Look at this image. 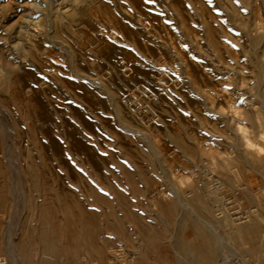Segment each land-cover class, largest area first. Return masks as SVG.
<instances>
[{"label": "rangeland", "instance_id": "374dc122", "mask_svg": "<svg viewBox=\"0 0 264 264\" xmlns=\"http://www.w3.org/2000/svg\"><path fill=\"white\" fill-rule=\"evenodd\" d=\"M23 15L34 23L18 27L44 31L15 49ZM263 36L264 0L0 2V264H264ZM48 46L47 71L35 57ZM144 89L159 99L143 116L131 102ZM64 103L85 123L53 134L77 133L99 173L76 142L59 160L35 151ZM64 190L96 212L98 251L65 218Z\"/></svg>", "mask_w": 264, "mask_h": 264}, {"label": "bare ground", "instance_id": "6f19581e", "mask_svg": "<svg viewBox=\"0 0 264 264\" xmlns=\"http://www.w3.org/2000/svg\"><path fill=\"white\" fill-rule=\"evenodd\" d=\"M12 1H14V0H12ZM49 1V0H48ZM11 2V1H10ZM15 4V3H14ZM13 5V4H12ZM65 8V7H64ZM19 12V11H18ZM59 13V12H58ZM28 14V13H27ZM18 15V14H17ZM24 16V15H23ZM26 16V15H25ZM51 16V15H50ZM30 18V17H29ZM232 18V17H231ZM32 20V19H31ZM229 20V19H228ZM234 20V19H233ZM34 23V22H33ZM24 26V25H23ZM28 26H30V25H28ZM238 27V26H237ZM35 35V34H34ZM47 36V35H46ZM264 37V36H263ZM50 39V38H49ZM51 41V40H50ZM32 42H34V41H32ZM52 44V43H51ZM33 46V45H32ZM34 50V49H33ZM36 51V50H35ZM38 51V50H37ZM55 54L51 51V49H50V46H48V47H45L44 49H41L40 48V51H39V53L36 55V57H35V60H36V63H37V65H38V67H39V69H41V68H45V66H47L46 64H47V62L50 60V58L51 57H55L54 56ZM49 57V58H48ZM48 59V60H47ZM50 62V61H49ZM48 62V63H49ZM59 62H60V60H59ZM53 63H55V62H53ZM57 63V62H56ZM63 63V62H62ZM75 64V63H74ZM50 65L53 67V65L51 64V62H50ZM56 65V64H55ZM72 65V64H71ZM49 66V65H48ZM58 66H59V64H58ZM43 68V69H44ZM50 68V67H49ZM53 68H55V67H53ZM57 68V67H56ZM35 69H36V67H35ZM47 71H48V68H45ZM52 69V68H51ZM75 69V68H74ZM42 70V69H41ZM54 70V69H53ZM58 70V69H57ZM36 71V70H35ZM39 72V71H38ZM45 72V71H44ZM54 72V71H53ZM56 72V71H55ZM75 72H76V70H75ZM75 72H73V73H75ZM47 74H50V73H48V72H46ZM69 73V72H68ZM78 73V72H77ZM42 74H44V73H42ZM76 74V73H75ZM38 75V74H37ZM45 75V74H44ZM51 75H52V73H51ZM45 77H47V75H45ZM48 78V77H47ZM58 78H60V77H58ZM44 80V79H43ZM42 80V81H43ZM93 80H95V79H93ZM35 81H37V80H35ZM39 81L40 80H38V86L40 85V83H39ZM55 81V80H54ZM97 83H100V81H97V80H95ZM34 83V82H33ZM49 85V84H48ZM37 87V86H36ZM53 88V87H52ZM51 88V89H52ZM41 90V89H40ZM55 90V89H54ZM39 91V90H38ZM58 91V90H57ZM43 92V91H42ZM59 92V91H58ZM37 93V92H36ZM41 93V92H40ZM43 94V96L45 97V95L47 94V92H43L42 93ZM40 97H42V95H40ZM67 103V102H66ZM61 104V103H60ZM59 106V105H58ZM57 105H56V107L57 108H54V110L51 112V111H49V114H47L46 116H45V119L43 120V121H40V123H41V125L42 126H40L39 128H40V130L42 131V130H45V131H43L46 135H47V139L44 141V142H42V143H44V144H42V143H40V144H42V146L40 145V144H38L36 147H35V151H37V152H48V154L49 155H52L53 157H55L56 158V160H59V158H61V157H63V156H67L68 154H69V149H68V147H66V145H63V143L61 142L62 140H66V141H72V142H76V143H73V146H75V148H76V151L78 152V155H80V157H82L83 159L85 158V160L86 161H88L89 162V164L92 166V169H93V171L94 172H98L99 173V170L95 167V164H94V162L93 161H91L90 159H89V155L88 156H85L87 153H86V150H88V149H86L87 148V146L86 145H84V144H82V143H80L79 142V139H78V135H77V133H73V132H71V133H69V131H68V133H65V132H67V130L64 132V134H63V136H56L55 134H53V132H54V129L55 128H58L57 130H61V128L62 129H64V127H65V125L66 124H68V122H69V117H70V115L72 116H76V117H78L79 118V120L82 122V119H83V122L85 123V121H84V117H83V115H82V113H81V111L80 110H78L76 107H74L73 105H68V104H63V105H61V107H58ZM65 113V117H63V118H59V119H56V114L57 115H59L60 113ZM235 115L236 114H234L233 115V118L235 117ZM73 119V118H72ZM42 120V119H41ZM78 122V121H77ZM79 123V122H78ZM61 126V127H60ZM239 128H240V133L242 134V136H243V138H244V140L246 141V143H247V145L249 146V147H256V149L258 148L259 149V151L260 152H263V150H262V147L260 146V144H259V142L258 141H252L251 139H250V137H249V135L247 134V128L245 127V126H243V125H239ZM15 132V131H14ZM40 135V134H39ZM264 137V136H263ZM41 138H43V137H41ZM40 139V138H39ZM43 139H45V138H43ZM34 141V140H33ZM30 143V142H29ZM31 150L32 151V149H31V147H28V149L27 150ZM150 150V149H149ZM5 152V151H4ZM42 152V154H44ZM35 154V153H34ZM75 155V154H74ZM24 156V155H23ZM84 156V157H83ZM43 158V157H42ZM44 158H45V156H44ZM54 158V159H55ZM49 159V158H48ZM31 160V159H30ZM45 161V160H44ZM33 162V161H32ZM46 162V161H45ZM47 163V162H46ZM61 163V165H62V163H64L63 161H59V164ZM28 164V163H27ZM37 165V164H36ZM48 165H49V163H48ZM47 165V166H48ZM51 165V164H50ZM38 166V165H37ZM32 173V172H31ZM50 173V172H49ZM35 174V173H34ZM100 177V176H99ZM167 177V176H166ZM50 179V178H49ZM102 181V180H101ZM100 181V182H101ZM103 184V183H102ZM68 185V184H67ZM4 186V185H3ZM2 186V187H3ZM7 186V185H6ZM172 186V185H171ZM2 187H1V189H2ZM104 188V187H103ZM158 188V187H157ZM161 189H163V188H161ZM177 189H179V188H177ZM155 190V189H154ZM4 191V190H3ZM171 191H172V188H171ZM153 192V191H152ZM95 193H96V191H95ZM56 194V196L57 197H64V196H66L67 194H66V191L64 190V191H58L57 193H55ZM93 194V193H92ZM97 194V199L98 200H100L99 202L101 203V201H105V197H103V196H100V194H98V193H96ZM3 196H4V194H3V192H2V190H0V202L2 203L4 200H3ZM8 196V195H7ZM67 196H69V195H67ZM66 196V197H67ZM14 197V196H13ZM145 197V196H144ZM7 199V198H6ZM64 199H65V201L63 202V207L65 208V215H66V217L65 218H69V220L70 219H76V216L79 218V221L78 222H80V224L82 225V227H83V230L85 231V232H88V235L90 236V248H91V250L92 251H98V249L100 248V245L97 243V241H96V232L94 233V231L93 232H89V229H88V227H89V220L93 217V218H96L97 217V215H96V212H91V213H88L89 211H87V210H85V209H81V208H78L77 206H75L69 199H67V198H65L64 197ZM151 199V198H150ZM149 199V200H150ZM179 199H181V198H179ZM63 200V199H62ZM153 200V199H152ZM112 201V200H111ZM181 202V201H180ZM145 208V207H144ZM28 210V209H27ZM138 213V212H137ZM123 217V216H122ZM92 218V219H93ZM73 221V220H72ZM95 221V220H94ZM93 220H92V222H94ZM121 221V220H120ZM73 222H75V221H73ZM76 223V222H75ZM86 234V233H85ZM89 239V238H88ZM122 241V240H121ZM87 242V241H86ZM86 244V243H85ZM127 245V244H126ZM102 247V246H101ZM128 247V246H127ZM102 249V248H101ZM112 250V249H111ZM84 251V250H83ZM102 251V250H101ZM104 251V250H103ZM108 251V250H107ZM49 254V253H48ZM75 254V253H74ZM99 256V255H98ZM107 257V256H106ZM208 258V257H207ZM221 258H222V256H221ZM100 259V258H99ZM209 259V258H208ZM215 259V258H214ZM80 260V259H79ZM85 260V259H84ZM205 261V260H204ZM210 261V260H209ZM213 261V260H212ZM225 261V263H223V264H246V262L245 261H243L241 258H239V257H233V256H229L226 260H224ZM111 262V261H110ZM208 263V262H207Z\"/></svg>", "mask_w": 264, "mask_h": 264}, {"label": "clouds", "instance_id": "9594fccd", "mask_svg": "<svg viewBox=\"0 0 264 264\" xmlns=\"http://www.w3.org/2000/svg\"><path fill=\"white\" fill-rule=\"evenodd\" d=\"M64 2L65 3H69L70 2L74 6L79 7L82 4L83 0H64ZM26 7L30 8V9H37L39 7V5L36 4V3L29 2L28 4H26ZM21 22L23 24H25V25H31L33 23L30 19L26 18V16H20L19 20H17L16 23L12 24L8 28L9 32H11L13 30H16L17 28L19 29L18 40L13 45V47L15 49H20L23 46L24 41L19 39L20 36H24L25 39H27V42L31 43L32 42V37H33V32L34 33H40L42 31H44L43 27L40 26L38 21L36 22V24L34 26L33 32H29L28 30H26L25 27H18V25H20ZM0 63H2V61H0ZM4 74H5L4 70L0 69V76H3ZM173 180H176L175 176H173ZM177 183L179 184L180 188H185L186 187V185L183 182L177 181Z\"/></svg>", "mask_w": 264, "mask_h": 264}, {"label": "built area", "instance_id": "2783aa9c", "mask_svg": "<svg viewBox=\"0 0 264 264\" xmlns=\"http://www.w3.org/2000/svg\"><path fill=\"white\" fill-rule=\"evenodd\" d=\"M159 97L157 94L150 92L149 90H140L135 94L134 100L131 102L132 108L139 114L145 115L147 112L148 103H156ZM143 113V114H142Z\"/></svg>", "mask_w": 264, "mask_h": 264}, {"label": "snow or ice", "instance_id": "6c2138e0", "mask_svg": "<svg viewBox=\"0 0 264 264\" xmlns=\"http://www.w3.org/2000/svg\"><path fill=\"white\" fill-rule=\"evenodd\" d=\"M0 2H6V0H0ZM237 2H238V0H237ZM243 11H245V12H246L247 10H246V9H244ZM232 47H233V48H235V45H232ZM105 195H107V193H105Z\"/></svg>", "mask_w": 264, "mask_h": 264}]
</instances>
